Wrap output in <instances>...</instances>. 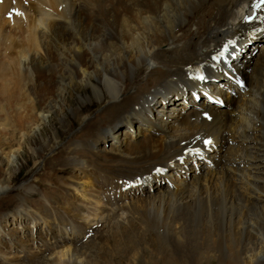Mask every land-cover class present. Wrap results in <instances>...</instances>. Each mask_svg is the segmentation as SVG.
<instances>
[{"label": "bare ground", "instance_id": "6f19581e", "mask_svg": "<svg viewBox=\"0 0 264 264\" xmlns=\"http://www.w3.org/2000/svg\"><path fill=\"white\" fill-rule=\"evenodd\" d=\"M2 9L10 14L13 37L3 38L0 74L31 81L41 119L59 114L67 135L74 129L66 119L80 122L64 155L55 151L57 143L47 144L41 157L48 172L56 176L72 168L102 173L129 194L145 190L146 183L154 185L152 194L160 186L158 199L147 194L139 211L132 205L145 228L159 236L175 231L182 237L183 224L176 215L186 211L193 237L199 239L202 229L204 249L216 254L212 256L220 264H226L228 253L233 256L229 264L245 262L242 256L251 264H264V45L241 59L252 60L244 70L252 87L250 99L232 100L233 109L209 108V119L198 109L184 111L177 100L171 103V96L193 87L199 76L216 74L234 53L246 25L264 18V0H8ZM205 9L211 16L202 21ZM190 22L196 31L187 27ZM67 94L76 105L66 108ZM88 104L104 107L97 118L79 119L81 107ZM209 141L225 148L226 160L216 163L218 169L177 179L175 188L159 185L173 158ZM139 175L147 176L133 180ZM9 192L10 187L0 186V203L9 200ZM22 202L26 206L15 215L0 214V233L8 220L15 223L9 230L23 232L33 210ZM39 218L45 237L39 243L52 240L57 247L76 239L75 229L64 234L66 225L52 224L56 219L48 210ZM33 221L36 225L37 217ZM18 244L26 245V240ZM31 246L41 245L36 240ZM78 252L68 247L59 254L74 264ZM45 261L51 263L47 257Z\"/></svg>", "mask_w": 264, "mask_h": 264}, {"label": "rangeland", "instance_id": "374dc122", "mask_svg": "<svg viewBox=\"0 0 264 264\" xmlns=\"http://www.w3.org/2000/svg\"><path fill=\"white\" fill-rule=\"evenodd\" d=\"M7 1L0 0V26L2 27H0V55L6 47V41H3V38L13 37L10 31L12 30L10 14L8 16L2 9ZM202 14H204L202 21L209 20L211 14L208 10L205 9ZM187 27L192 32L198 29L192 22L187 23ZM248 27L247 24L240 38ZM254 47L247 49L241 59L248 52L255 51ZM33 86L31 81L24 78H18L15 75L4 77L0 74V186L10 187L9 200L0 203V214L15 215L21 206H26L22 201L26 202L30 210H33L30 213L31 217L23 223L22 233L9 230L15 226V223H10L9 220L3 223L6 226L4 232L0 233V264H46V257L49 258L50 264H67V258H60L59 253L66 251L68 247L72 249L75 247L79 251L74 264H220L214 258L216 254L208 255L204 249L205 245L201 240L203 230H199L197 236L199 239L195 240L193 237V223L186 211L176 215L178 222L183 224L180 225L184 231L182 237L177 238L175 231H169L166 237L159 236L156 231L145 228L138 214L134 210L135 214L132 212V205L134 208L137 206L136 211L140 210L147 195L132 197L131 200L122 202L120 203L122 205L117 207L115 204H119V199L130 198L131 194L128 193L129 190L121 189L112 180L103 178L102 173L77 171L72 168L56 176L48 172L41 157L49 150L47 144L54 146L57 143L55 151L60 156L64 155L80 122L72 118L66 119L65 124L72 125L70 130L74 129L67 135L58 122L59 114L48 116L45 120L41 119L42 108L37 104L38 96L36 95L38 91L34 90L33 93L30 91ZM70 97H72L70 94L66 95V108L76 105L75 99ZM103 107L99 104L82 106L80 110L82 117L79 115V119L90 114L92 118H97ZM35 127L40 129L35 131ZM123 127L119 126V129ZM110 141L107 140L106 145H109ZM61 183H64L66 188L59 187ZM103 183L109 186L114 185L113 188L105 186L104 190L107 198L114 194L119 196L115 199V204L105 203L101 199L100 193L103 191L100 192L99 185ZM28 186L31 187L32 192L26 190ZM69 186L73 188L68 189ZM160 190L159 186L156 193L148 195L156 194L153 198L157 196L156 199H158ZM46 210L50 212L53 219H56L52 223L54 226L68 225L66 226L68 231L70 227L76 230V239L73 242L70 241L64 246L63 243H59L56 244L57 247L52 245V240L48 243H39L41 242L39 237H44V222L39 216L44 215ZM36 217L38 222L32 225ZM107 218L109 219L106 220ZM236 218L235 222L238 223L239 214ZM65 222L66 224H63ZM67 223H74V228ZM97 223H101L103 227L96 228ZM19 227L21 226L18 225ZM68 231L63 230L64 234H70ZM20 239L26 240V245H19ZM36 240L41 245L40 248L31 246ZM228 254L230 256L226 258V264L233 261L232 254ZM242 257L245 262L240 264H251L247 262L248 259Z\"/></svg>", "mask_w": 264, "mask_h": 264}, {"label": "snow or ice", "instance_id": "6c2138e0", "mask_svg": "<svg viewBox=\"0 0 264 264\" xmlns=\"http://www.w3.org/2000/svg\"><path fill=\"white\" fill-rule=\"evenodd\" d=\"M221 55H222V53H221ZM198 78H199V79H201V80H203V79H204V77H203V76H199ZM206 143H208V142H206Z\"/></svg>", "mask_w": 264, "mask_h": 264}]
</instances>
